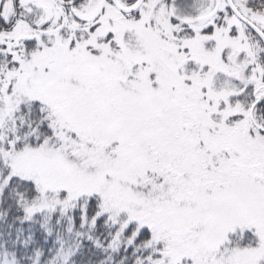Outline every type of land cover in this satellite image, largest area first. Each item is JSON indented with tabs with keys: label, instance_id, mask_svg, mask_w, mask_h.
<instances>
[{
	"label": "snow or ice",
	"instance_id": "1",
	"mask_svg": "<svg viewBox=\"0 0 264 264\" xmlns=\"http://www.w3.org/2000/svg\"><path fill=\"white\" fill-rule=\"evenodd\" d=\"M0 264H264V0H0Z\"/></svg>",
	"mask_w": 264,
	"mask_h": 264
}]
</instances>
